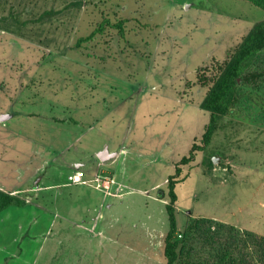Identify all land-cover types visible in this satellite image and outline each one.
Here are the masks:
<instances>
[{
	"label": "rangeland",
	"instance_id": "obj_1",
	"mask_svg": "<svg viewBox=\"0 0 264 264\" xmlns=\"http://www.w3.org/2000/svg\"><path fill=\"white\" fill-rule=\"evenodd\" d=\"M105 18L128 19L124 36L107 26L78 47ZM262 19L247 0H0V113L23 135L22 159L4 152L30 174L26 205L0 214V264H166L169 176L210 115L197 74ZM220 124L183 166L176 238L191 264H222L227 245L234 264H264V50ZM75 169L93 186L58 185Z\"/></svg>",
	"mask_w": 264,
	"mask_h": 264
},
{
	"label": "trees",
	"instance_id": "obj_2",
	"mask_svg": "<svg viewBox=\"0 0 264 264\" xmlns=\"http://www.w3.org/2000/svg\"><path fill=\"white\" fill-rule=\"evenodd\" d=\"M264 9V0H247ZM128 19L123 18L113 21L105 18L98 23V26L87 36L81 37L77 42L80 47L82 43L93 39L98 33H102L107 26L116 28L122 36L125 31V24ZM264 50V19L257 21L246 33L242 40L234 47L231 54L223 61H217L213 67L214 72H199L197 74V84L206 88V95L201 102V107L207 110L209 121L205 125L204 132L199 140H195L187 155H184L175 166V172L169 176L168 197L166 210L169 218V230L165 237L164 255L166 264H191L187 255L184 254L180 242L176 238L178 231L177 207L178 194L176 192L177 184L186 179L182 175L183 166L196 161L198 154L205 151L212 143L213 138L220 127L223 118L228 115L233 107L239 82L247 75L248 68L259 52ZM64 121L65 119H58ZM202 165L206 167L204 174H211L214 167L213 158H204ZM26 200L16 194L0 188V213L10 206H24ZM211 219H195L191 228H200V224L208 222ZM209 225V224H208ZM210 227V225L208 226ZM230 231L234 233L235 227L229 226ZM235 235V234H234ZM232 237V236H231ZM236 239V238H235ZM264 240V237H263ZM264 245V244H263ZM235 247L227 245L222 253L220 260L222 264H234ZM240 264H244L241 263Z\"/></svg>",
	"mask_w": 264,
	"mask_h": 264
},
{
	"label": "crops",
	"instance_id": "obj_3",
	"mask_svg": "<svg viewBox=\"0 0 264 264\" xmlns=\"http://www.w3.org/2000/svg\"><path fill=\"white\" fill-rule=\"evenodd\" d=\"M3 114H8V118L5 119V120H0L1 121L0 122V188L20 196V194H18L17 191L25 190L26 180L30 176V174L27 171H23V162L21 163V161H20V163H19V162L15 161V158H17V154H15V156L12 158L10 156H5V152L4 151H6L7 147H9L11 149H15L16 144H17V148L16 149H18L20 151V154L18 155V157L20 156V158L22 159L23 135L21 133H20V135L18 134L19 136L17 135V131H16V129H14L15 126H12L11 128H8V126H9L8 124L10 122L8 120H12L14 114L12 112L3 113ZM3 114H1V115H3ZM6 122H7V124H6ZM58 122H60L62 124L65 123V122H61L59 120H58ZM3 153H4V158L2 159ZM3 160H9L10 162L15 161V165L16 166L18 164L19 169H20V174L18 175L17 178H15L16 183H15V181L10 183V180H8L6 178V173H8V172L6 170L7 168L2 169V167H6V164L3 163ZM76 164H77L76 165L77 168L83 169L82 168V163L78 162ZM39 170H40L39 166H36L34 171H32L31 174H36V176H37L38 173H39ZM58 185L59 186L60 185H63V186H75V187H79V185L93 186L92 184H73V183H68V182H65V181L62 182V183H58ZM95 187H97V186H95ZM20 197H22V196H20ZM11 207H13V206H10L9 208H11ZM9 208H7L6 210H8ZM6 210H4V211H6ZM36 217H39V216H36ZM1 219H4L3 221L10 222V220H7L8 218L4 217V218H1ZM11 221L15 222L14 220H11ZM46 222H48L49 224L52 223L54 225V223L58 222V220H56L55 217H49V218L46 217ZM50 229H52V227H49V230Z\"/></svg>",
	"mask_w": 264,
	"mask_h": 264
},
{
	"label": "built area",
	"instance_id": "obj_4",
	"mask_svg": "<svg viewBox=\"0 0 264 264\" xmlns=\"http://www.w3.org/2000/svg\"><path fill=\"white\" fill-rule=\"evenodd\" d=\"M71 183L74 184H89L92 180L91 178H88L87 173L84 170L77 169L73 174L69 177ZM95 180L99 181L100 177H96Z\"/></svg>",
	"mask_w": 264,
	"mask_h": 264
},
{
	"label": "water",
	"instance_id": "obj_5",
	"mask_svg": "<svg viewBox=\"0 0 264 264\" xmlns=\"http://www.w3.org/2000/svg\"><path fill=\"white\" fill-rule=\"evenodd\" d=\"M8 118V114H3L0 116V120H5ZM110 155H108V153H101V157L102 158H106V157H109ZM215 161V159H214Z\"/></svg>",
	"mask_w": 264,
	"mask_h": 264
}]
</instances>
